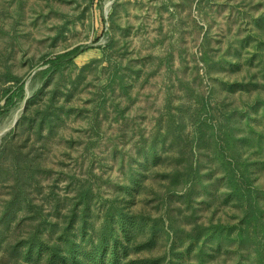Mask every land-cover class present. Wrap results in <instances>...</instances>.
Here are the masks:
<instances>
[{
  "label": "rangeland",
  "instance_id": "1",
  "mask_svg": "<svg viewBox=\"0 0 264 264\" xmlns=\"http://www.w3.org/2000/svg\"><path fill=\"white\" fill-rule=\"evenodd\" d=\"M75 46L82 51L62 71L49 79L37 74L53 54ZM110 62L115 79L104 88L105 109L98 108L96 119L93 94L98 84L106 86ZM81 68V82L67 102L73 103L71 113L58 123L44 151L54 174L66 170V165L78 170L77 162L88 159L97 166L102 156L113 162L109 152L117 146L125 163L122 168L105 167L110 179L102 194L110 197L133 176L125 193L129 209L149 210L155 203L153 191L160 187L157 179L175 164L174 157L164 159L161 132L186 121L191 112L198 122L209 118L201 109V99L208 98L214 127L222 119L220 109L230 117L228 158L245 175L257 196L259 213L264 214V0H0V145L15 134L19 143L26 138L17 134V125L29 97L41 90L33 102L42 103L54 84L67 88ZM7 70L18 81L4 83ZM20 84L22 94L5 106L4 87L11 86V92ZM205 132L209 134L208 129ZM30 133L29 142L35 141V133ZM153 138L158 143L156 155L162 153L157 160L150 154L144 157ZM214 140H205L198 157L200 178L192 207L187 205L189 197L180 195L185 188L175 195L172 206L184 223L195 219L207 227L209 234L203 235L201 245L217 264H236L249 254L256 264L254 241L238 244L234 239L244 215V187L231 180L229 165L217 154ZM49 180L43 182V192ZM60 186L61 194L70 189Z\"/></svg>",
  "mask_w": 264,
  "mask_h": 264
},
{
  "label": "trees",
  "instance_id": "2",
  "mask_svg": "<svg viewBox=\"0 0 264 264\" xmlns=\"http://www.w3.org/2000/svg\"><path fill=\"white\" fill-rule=\"evenodd\" d=\"M81 51L80 46H75L53 54L47 60L48 66L37 74L49 75V79L52 74L62 71L68 62L74 61ZM82 70L67 88H63L61 83L54 84L42 103L33 102L41 90L29 97L26 111L17 125V134H26V138L19 143L20 138L18 140L19 136L15 134L0 145V264H217L212 260L214 256L206 255L201 245L203 235L209 234L207 227L195 219L189 225L184 223L176 211L177 207L172 206L175 195L185 188L186 191L180 195L188 196L187 205L192 207L194 185L200 178L198 157L208 137L215 139L217 154L229 165L231 180L238 188L244 187V215L234 239L238 244L252 239L256 264H264V214L259 213L254 189L245 175L239 173L236 162L228 158L225 142L228 144L231 137L230 117L227 111L220 109L222 119L214 127V114L208 98L201 99V109L209 118L198 122L196 113L191 112L188 119L185 118L187 122L181 120L166 132H161L159 143L164 149V159L174 157L175 164L157 179L160 187L153 191L155 203L149 210L135 213L129 209L125 193L128 194L133 185V176L124 179L120 186L123 189L117 187L110 197L102 194L110 179L105 167L115 165L122 168L125 163L124 153L117 146L110 148L109 156L115 158L113 162L103 161V158H108L102 156L97 166L95 161L88 159L77 162L78 170L66 165V170L59 171V174L52 172L53 168L47 166L43 157L48 148L47 140L54 135L58 123L70 115L73 103H67L68 98L80 84L78 76ZM107 70L106 86L98 84L93 94L92 112L96 119L98 108L105 109L107 96L104 88L109 89L115 79L112 62ZM3 75L4 83L18 81V77L9 70ZM10 88L5 86L3 90L5 106L12 104L24 89L23 84L11 92ZM61 95H65L64 100ZM24 123L26 129L22 127ZM189 125L191 131H186ZM46 128L49 134L44 136ZM31 130L35 133V141L29 142ZM151 141L150 150L144 157L148 159L150 154L157 160L162 153L156 155L157 140L153 138ZM170 146L171 149L166 150ZM143 150L141 146L140 152ZM145 168L144 165L143 176ZM47 178H50L49 188L43 192L42 185ZM60 183L70 189L59 193ZM139 230L145 235L140 237ZM223 236L229 239V234ZM185 244L186 248L183 247ZM194 246L197 251H194ZM191 250L194 255L189 254ZM250 258L249 254L236 264H252Z\"/></svg>",
  "mask_w": 264,
  "mask_h": 264
},
{
  "label": "bare ground",
  "instance_id": "3",
  "mask_svg": "<svg viewBox=\"0 0 264 264\" xmlns=\"http://www.w3.org/2000/svg\"><path fill=\"white\" fill-rule=\"evenodd\" d=\"M16 114H17V113H15V116H16ZM15 116H14V117H15ZM16 118H17V117H16ZM11 123H12V122H11ZM5 127H6V126H5ZM1 130H3V129H1Z\"/></svg>",
  "mask_w": 264,
  "mask_h": 264
}]
</instances>
